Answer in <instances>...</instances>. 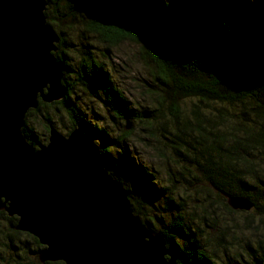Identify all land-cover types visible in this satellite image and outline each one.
I'll return each instance as SVG.
<instances>
[{"label":"trees","instance_id":"16d2710c","mask_svg":"<svg viewBox=\"0 0 264 264\" xmlns=\"http://www.w3.org/2000/svg\"><path fill=\"white\" fill-rule=\"evenodd\" d=\"M46 1L53 15L48 16L46 7L45 16L54 29L52 21L70 15V11L65 15L58 10L60 2H73L76 7L90 0ZM113 1L126 13L136 15L140 25L128 32L101 27L92 20L87 29L109 46L124 40L143 46L144 63H151L149 70L146 68L148 83L142 85L146 97L142 104L128 105L86 43L73 70L75 59L63 57L69 47L67 38L58 32L60 41L54 55L63 69L65 97L58 104L68 115L65 136L81 127L93 144L100 141L95 146L105 169L147 227L158 232L153 213L169 216L170 229L162 233L176 264H216L214 237L213 246L220 241L225 247L222 236L208 232L218 230L222 221L217 217L219 211L244 213V219L251 220L244 227H251L255 240L245 238L235 254L241 260L248 251L254 258L242 264H264V233L260 232L264 231V0H205L200 5L198 0ZM173 3L177 9L171 7ZM72 73L75 84L67 79ZM76 86L92 97L105 96L113 129L82 114L74 101ZM46 106L39 101L37 108L26 114L21 131L35 149L48 141L47 135L39 138L32 127V119L41 111L47 131L46 124L51 123L42 112ZM139 147L150 149L159 163L171 166L166 181L157 169L136 161ZM228 198L247 199L253 207L251 213L232 210ZM253 210L257 216L251 225ZM17 220L0 211V241L7 242L6 249L13 254L0 264H64L40 263L38 254L44 247L32 235L15 230ZM234 239L238 244L239 239ZM254 248H258L256 258Z\"/></svg>","mask_w":264,"mask_h":264},{"label":"water","instance_id":"95a60500","mask_svg":"<svg viewBox=\"0 0 264 264\" xmlns=\"http://www.w3.org/2000/svg\"><path fill=\"white\" fill-rule=\"evenodd\" d=\"M47 3L0 0V211L17 217L14 229L44 247L40 263L176 264L163 239L133 213L81 127L67 136L50 128L47 144L36 149L22 136L39 101L65 97L54 55L60 38L47 23ZM83 8L101 27L131 32L140 25L113 0ZM226 200L233 210L252 207L247 199Z\"/></svg>","mask_w":264,"mask_h":264},{"label":"rangeland","instance_id":"374dc122","mask_svg":"<svg viewBox=\"0 0 264 264\" xmlns=\"http://www.w3.org/2000/svg\"><path fill=\"white\" fill-rule=\"evenodd\" d=\"M171 1L174 0H169V2ZM204 2L205 0H198L199 5ZM71 4L72 6H70ZM74 4L76 3L71 2L70 5H67L65 1L60 2L58 4L59 6L58 10L61 11V13L64 12L65 15L70 11V15L62 19L57 18L58 22H54V21L51 22L55 33L59 35L58 32H61L62 35L61 34L60 35L63 36L64 38L65 37L67 38L66 40L69 47L64 50V56H63L64 59L66 60L75 59V64L74 63L71 64V68L75 70V68L78 65L77 63L80 60L76 58L78 57L80 52L83 51L82 44L86 43L88 47L87 49L91 52V54H93L100 62L104 64V67L107 69V72L110 74L111 82L119 89L120 92L123 93L126 101L128 102V105L135 106L137 102L142 104V99H145L146 97L144 94L145 89L143 90L142 85H144V83L146 84L147 82L146 77H148V71L146 70V68L151 65L150 62L144 63L143 46L134 40L133 41L124 40L123 42L118 43V45L116 46H109L107 43L99 42L96 36L90 33L87 29V27L88 28L90 27L91 13L83 8L84 6L83 4H77L76 7L74 6ZM171 5L173 9L178 8L176 3H173ZM52 10L53 9L51 7H47V13L49 17H52L50 15H53ZM56 24L58 25L55 26ZM67 79L69 80L70 84H72V82L73 84H75L73 73ZM75 90H77V93L75 98L74 96L73 98L76 104L79 106L82 114H85V116L89 117V119L99 120V122H101L100 125L101 127H105L111 130V128L114 126L113 125L114 121L110 118L111 114H109L108 112L105 96L101 94L99 97H92L87 92L79 91L80 87L77 86ZM45 105L47 106L45 108H42V112H44V115L47 117L48 120H50L51 124L49 125L46 124L47 126V131H46L45 125L42 122V119L40 118L39 115L41 111H39L38 113H36L37 115L32 119V127L34 129V132L39 138L43 139V136L45 135H47L48 137L50 128H53L61 135L65 136L66 131L68 130L69 127L68 115L61 108L58 102L45 104ZM125 130H129L127 124H125ZM110 133H112V135L114 134L113 136L119 135L114 131L113 132L110 131ZM99 142L100 141L95 140L96 145H98ZM155 155L156 154L153 153V151H151L150 149L139 147L135 154V157H136V161H138L141 165H144L146 167L148 166L150 169L151 168L157 169L159 171L158 173L160 175V178L166 181L167 177L170 175L169 173L170 170H172L170 168L171 166L168 165V163H159L158 158ZM160 200L158 204L162 203V201ZM252 208L253 207H251V209ZM250 210L249 211L236 210V211L251 213ZM253 211L254 212L252 213L254 215L253 217L254 221L251 225L255 224L256 221L255 216H257L256 211L255 210ZM217 213H218L217 215L218 219L220 218L222 219L219 228L218 230L215 229L217 232L211 229L212 231L209 230L208 233H210L212 236H218V237L222 236L223 246L225 247V249H223V247L221 246L220 241L217 242L219 244L218 246H213L216 244V237H214L215 240H212L213 245L211 243L210 244L214 248V253L216 255V258H214L215 263L242 264V263H246L247 261L248 262L254 261V258L248 251H246V253L248 254L247 256H249V259L244 254L245 258H241L240 260L238 257H236L235 254L237 253L238 248L242 247L245 240H247L245 238H248L253 241L255 240V236H252L253 234L251 233V231L254 232L251 229V227H249V229L244 227V223L246 222L245 224L249 223L250 225L251 220L246 221L244 219V216H246L244 215V213H242V215H238V214L231 215L223 211H219ZM153 214H155L156 217L153 223L156 228L155 230L158 232H154L151 228L147 227L141 220L140 221L146 227L147 230L152 231L153 235H159L165 243V248L170 249L167 247L166 245L167 240L165 239L162 233V231L166 233L167 229H170L168 222L169 216H163L161 215V213L159 214L158 212H155ZM150 215H152V213H150ZM207 223L209 224V222ZM202 228L203 230H207V228L203 226ZM260 232L262 234L264 233L262 229L260 230ZM259 234H257L258 236L257 238L261 237L259 236ZM234 237H237L239 239V243H238L239 245L237 244V241L234 239ZM6 244L8 243L3 240L0 241V262H5V261L8 262L9 259L13 257V254H11L9 250L6 249L7 247ZM205 246H207L208 249L210 248V246L207 243L205 244ZM254 249H255L254 255L256 258L259 255L258 248H254ZM261 250L264 251V246L263 249ZM215 259L218 260L216 261Z\"/></svg>","mask_w":264,"mask_h":264}]
</instances>
